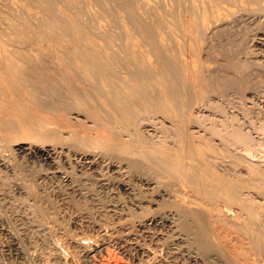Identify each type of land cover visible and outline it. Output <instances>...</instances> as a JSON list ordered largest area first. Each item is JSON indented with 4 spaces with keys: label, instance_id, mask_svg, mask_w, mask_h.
I'll use <instances>...</instances> for the list:
<instances>
[{
    "label": "bare ground",
    "instance_id": "obj_1",
    "mask_svg": "<svg viewBox=\"0 0 264 264\" xmlns=\"http://www.w3.org/2000/svg\"><path fill=\"white\" fill-rule=\"evenodd\" d=\"M91 1L31 0L34 7L26 0H0V167L14 168L16 156L13 151L10 153L14 164L7 155L9 153L3 150L15 144L24 151L30 149L43 156L50 169L46 167L47 170L42 172L36 165L37 173L40 172L36 176L40 181L35 182L42 183L39 187L33 181L36 172L31 170L34 179L23 175L25 169L21 170L17 165L20 162L16 163L19 170L11 171L13 176L14 172L21 171L26 180L32 179L28 180L32 188L22 185L20 182L24 180H19V189L38 187L34 193L29 189L28 194L27 189L25 192L30 197L34 194L32 197L37 199H32L34 208L36 202L39 203L38 209L35 208L39 213H33L41 214L40 217H55L51 220L50 217L49 222L53 219L58 222L61 212H67L61 208L64 204L76 216L86 211L89 215L93 213L94 221L119 220L116 226L113 225L120 233L125 230L131 234L137 230L151 239L157 237V244L169 250L180 248V252L186 247L195 263L264 264V167L249 158H252L249 150L254 145L251 146L252 134L244 132L240 123L237 126L236 120L229 127L225 123L222 126L221 120L222 125L216 124L214 119L215 123L208 124L210 135L216 134L221 144L212 138H201L204 133L198 132L199 135L196 131L199 138L190 130L191 126H203L201 121L206 119L204 116L202 119L201 111L209 114L214 102L212 97L216 98L219 91L239 87L237 90H249L253 94L257 90L254 80L262 81L264 77V57L260 58L252 49V43L259 42L264 46V0H94L102 6L100 10L97 4L92 6L95 4ZM259 76L262 77L257 81ZM216 102L220 107L226 105ZM214 114L217 118L218 113ZM165 122L171 126V133H175H169L173 139H169L168 134L155 139L153 133L157 129L160 132L159 126ZM168 126L161 127L166 130ZM204 128L201 127V131ZM238 146L242 150H238ZM72 155L83 167L80 173L71 164ZM106 161L118 174L115 181H112L113 176L111 179L99 170ZM65 164L73 168L66 169ZM21 174L15 178L19 179ZM59 175L64 177V185L57 177ZM5 177L0 178V190L7 192L11 177L7 180ZM53 177L59 181L54 189L55 196L61 197L58 199L63 203L61 210L56 208L58 200L53 208L41 205L45 202L42 185L50 182L52 185V181L57 180ZM114 184L120 185L127 196H121L116 190L119 195L116 197L113 189L110 191ZM48 194L45 204L55 203ZM8 195L3 199L8 200ZM258 196L262 202L257 200ZM68 214L64 217H69ZM32 218L34 220V216ZM65 221L63 227L68 223ZM35 222L36 219L32 221L34 225ZM57 222L52 224L56 226ZM53 230L57 231L56 228ZM43 231L46 230L43 228ZM43 231L34 236L48 237ZM55 232V237L61 240L59 236L63 234L57 236L58 231ZM75 234L67 235L76 240L79 235ZM107 234L112 236V233ZM55 237L48 241H56ZM37 241L34 243L38 244ZM69 242H65L67 247ZM85 244L84 250L88 248ZM50 249L48 253L55 248ZM84 254H76L77 264L86 263H83L86 260Z\"/></svg>",
    "mask_w": 264,
    "mask_h": 264
},
{
    "label": "rangeland",
    "instance_id": "obj_2",
    "mask_svg": "<svg viewBox=\"0 0 264 264\" xmlns=\"http://www.w3.org/2000/svg\"><path fill=\"white\" fill-rule=\"evenodd\" d=\"M96 1V0H95ZM94 0H92L91 2H92V4L95 2ZM26 2H30L29 4L30 5H32V6H34V4L33 3H31V0H26ZM98 4H99V2H97ZM97 3H94L95 5H92V6H94V7H96V4ZM97 4V7H98V9L99 8H101L100 7V5H98ZM35 7V6H34ZM93 8V7H92ZM94 9H96V8H94ZM100 10V9H99ZM264 23L262 22V25H263ZM261 25V26H262ZM264 26V25H263ZM252 31H253V29H252ZM251 31V32H252ZM253 33V32H252ZM255 43V44H254ZM254 43H252V49L256 52V53H258L257 55L260 57V58H263L264 57V46L262 45L261 46V44L259 43V42H254ZM254 45V46H253ZM260 45V46H259ZM256 47V48H255ZM263 52V53H262ZM264 59V58H263ZM260 77V76H259ZM262 77V76H261ZM261 77L260 78H257V81L259 80V79H261ZM263 78L264 77H262V81L260 82V81H258V82H256V80H254L255 82L254 83H257V86L256 85H254V87H256V89L257 90H254L255 92H253V94L249 91V90H247V92H244V91H241V89L240 90H237V89H239V87L238 88H235V89H233L232 88V90H231V88H230V91H229V89H225L226 91H224V90H222V91H219L220 92V94H216L217 96H215L216 98H213L212 97V99H213V101H212V99H211V101L213 102H211L213 105H212V107H211V110L213 111H211L210 110V112H209V114L208 115H205V114H207V111L206 112H202L201 111V113H203L202 114V119H206V120H202L201 121V125H203L204 127H206V128H204V130H202L201 131V127H202V129H203V126H191V127H193V128H191L190 127V130H192V132H196L197 134H199L198 132H201L202 134L204 133V135H203V137H202V135L200 136L201 138H212L213 139V141H217L216 143H219V144H221L222 142H220V138L219 137H217L216 136V134H212V135H210L211 134V132L209 131V127L207 128V126H208V124H212V123H215L216 122V124H218V125H222V123H223V125L222 126H224V123L226 124V126H228L229 127V125H231V123L232 122H235L234 120H236V125L237 124H239V126L243 129V131L244 132H246L247 134H252V142H251V146H252V144H254L252 147H251V150H249V151H251V152H249L251 155H252V158H251V156H249V158L253 161V162H255V163H258V164H260V165H262L263 167H264V112H262L263 110H264V80H263ZM256 79V78H255ZM260 82V84H259V86H258V83ZM262 87V88H261ZM260 88V89H259ZM255 89V88H254ZM259 89V90H258ZM263 89V90H262ZM235 90H237V92H235ZM224 91V92H223ZM233 91V92H232ZM238 91H240V92H238ZM263 91V92H262ZM222 92V93H221ZM229 93V94H226V93ZM232 92V93H231ZM262 92V93H261ZM217 93V92H216ZM225 93V94H224ZM232 95H231V94ZM236 95H235V94ZM221 94H223V95H221ZM249 94V95H248ZM215 95V94H214ZM218 95H220V96H218ZM228 96V98H226V97H223V98H221L222 96ZM230 95V96H229ZM252 95V96H251ZM243 96V97H242ZM230 97H232V98H230ZM237 97V98H236ZM244 97H246V98H244ZM251 100H253V102H251L248 98ZM260 97H261V99H260ZM217 98H218V100L220 101V102H222V103H225L226 105H227V107H226V105H223V104H221L218 100H217ZM226 98V99H225ZM243 98V99H242ZM224 99V101H222ZM229 101H228V100ZM237 99V100H236ZM240 99V100H239ZM244 99H245V101H244ZM258 99V100H257ZM215 100L217 101V102H219V104H221V107H223V109L222 110H219L218 109V107L221 109V107L218 105V104H215ZM257 101V102H255V101ZM231 101H232V103H231ZM263 101V102H262ZM216 102V103H217ZM246 102L248 103V104H246ZM238 103H240V104H238ZM259 103H260V105H259ZM250 104H251V106H250ZM256 104V105H255ZM214 105H216V106H214ZM217 105H218V107H217ZM238 105V106H237ZM262 105V106H261ZM225 106V107H224ZM243 106H244V109L246 110V108H247V110L246 111H244V109H243ZM238 107V108H237ZM254 107V108H253ZM232 108V109H231ZM263 108V109H262ZM214 109H216L215 111H214ZM242 109V110H241ZM258 109V110H257ZM219 110V112H217ZM227 110V111H226ZM239 110V111H238ZM253 110V111H252ZM220 111H223V112H221L220 113ZM226 113H225V112ZM230 111V112H229ZM234 113H232V112ZM251 111V112H250ZM200 113V112H199ZM200 113V114H201ZM205 113V114H204ZM214 113H218L217 114V118H214L215 117V115L216 114H214V117H213V114ZM231 113V114H230ZM243 113V114H242ZM250 113V114H249ZM257 113H259V114H257ZM221 115V117H226L227 119H224V118H221L220 117V115ZM225 114V115H224ZM235 114H239L238 116L237 115H235ZM211 115V116H210ZM230 115H235V116H230ZM257 115V116H256ZM203 116H204V118H203ZM237 116V117H236ZM249 116V117H248ZM208 119H207V118ZM210 117H212V118H210ZM218 117H219V119H218ZM228 117H230V119L228 118ZM234 117V119H232ZM243 117H245V118H243ZM248 117V118H247ZM254 117V118H253ZM261 117V118H260ZM221 118V119H220ZM240 118V119H239ZM250 118V119H249ZM252 118V119H251ZM256 118V119H255ZM259 118V119H258ZM209 119H210V121H209ZM213 119H214V121H213ZM218 119V120H217ZM245 119V120H244ZM253 119L254 120H256V121H253ZM208 120V121H207ZM220 120H221V122H220ZM224 120V121H223ZM227 120H229V121H227ZM238 120H240V121H238ZM243 120V121H242ZM205 121L207 122V123H205ZM212 121V122H211ZM219 123H218V122ZM228 122V123H226V122ZM241 121L243 122V127H242V123H241ZM251 121V122H250ZM203 122V123H202ZM246 124H245V123ZM165 123H167V125H165ZM165 123H163V124H161V126H164V128H165V126H168L169 124H168V122H165ZM235 123H233V125H235ZM248 123V124H247ZM250 123V124H249ZM259 123H260V125H259ZM205 124H207V125H205ZM228 124V125H227ZM245 124V125H244ZM209 125V126H210ZM252 125V126H251ZM161 126H159L160 128V132H158V129H157V133L159 134L160 133V135L158 136L157 134H156V132H154L153 133V137H154V134H155V139L157 138V139H160L161 137H163V135H164V137L166 136H168V135H174L175 133H174V131H173V133H171L172 132V128H170L171 126L169 125L168 127L169 128H167L166 130H168V133H164V132H167L166 130H164V128L163 127H161ZM238 126V125H237ZM249 126V127H248ZM257 126H259V127H257ZM158 127V126H157ZM233 126H230V128H232ZM251 127V128H250ZM252 127H253V130H252ZM257 127V128H256ZM263 127V128H262ZM260 128V129H259ZM208 129V131H206V130ZM256 129V131H254ZM162 130H164V131H162ZM171 130V131H170ZM193 130H195V131H193ZM199 130V131H198ZM259 130V131H258ZM261 130H263V131H261ZM161 131L163 132V133H161ZM206 131V132H205ZM250 133H249V132ZM208 132H210V133H208ZM170 133V134H169ZM195 133V134H196ZM200 133V134H201ZM256 133V134H255ZM259 133H260V136H259ZM165 134H168V135H165ZM196 134V135H197ZM199 134V135H200ZM205 134H206V136H205ZM157 135V136H156ZM162 135V136H161ZM171 135L168 137L169 139H173L172 137H174V136H172L171 137ZM161 136V137H160ZM208 136V137H207ZM209 136H211V137H209ZM216 136V137H215ZM251 136V135H250ZM254 136V137H253ZM256 136V137H255ZM258 136V137H257ZM263 136V137H262ZM158 137H160V138H158ZM197 137H199L198 135H197ZM199 137V138H200ZM214 137L216 138V139H214ZM256 138V139H255ZM259 138V139H258ZM255 139V140H254ZM261 140V142H259L258 143V141H260ZM256 141V142H255ZM256 143V144H255ZM257 145V146H256ZM262 145V146H261ZM254 146H256L255 147V149H254ZM258 147H260V149L258 148ZM5 149H6V147H4ZM10 148H12V149H10ZM9 149H8V147H7V149L6 150H8V151H6L5 149L3 150V151H5V153L7 154V152L9 153V154H7V155H9L10 156V161L12 162V159H13V156H16L15 158H17V159H15L14 158V160L13 161H15L14 163L12 162V164H14L15 166H14V168H13V166L12 167H8L7 169H5V168H2V167H0V175H2L3 174V176H1V177H5V175L7 174V175H9V177L8 178H10L11 177V179L9 180L7 177H5V179L7 180L8 179V183H7V185H8V187H10L11 188V190H9L10 188H8V189H6L7 190V192L6 191H2V190H0V194H2V195H0V264H77V261H76V257L75 256H77V255H79V254H82V253H85L84 255L85 256H83V258L84 259H86V260H84L83 261V263H85V264H197L198 262H196L195 263V261L196 260H194L193 259V256H192V254L188 251V250H186V247H182L181 249L183 250H181L180 252H179V249H171V250H169V248H166L165 246H162V244H157L158 242H159V240H157V237H155V238H153V239H151L150 237H147L146 235H145V233H142L141 231H137V230H134V231H132V232H130L131 234H129V233H127L125 230L123 231V232H118L116 229H114L115 227H114V223H115V226H116V224H117V222L119 221H117L116 222V220H115V222H114V220L112 219V218H109V220L111 219V220H113V221H110V222H108L107 220H105L104 219V221L106 222L107 221V223H102L101 221L99 222L98 220H95L94 221V219H96V217H94L93 216V213L92 212H90V214L92 213V215H89L86 211H81V212H83V214L81 215V214H77V216L75 215V213H72L70 210V208H67L66 206L64 207V204L60 201V200H58V199H61V197H59L58 195H56L55 196V189L54 188H56L57 187V185L58 184H56V183H58L59 181H58V178L60 177V175L59 176H57V177H53V179H55V178H57V180L55 179L54 181H52V185L50 184V183H47V184H44V185H46L45 187H43L44 185H42V189H41V187L39 188V189H41V191H43L42 193L45 195L44 196V201L46 202V196H47V194L48 195H50L51 197H53V202H55V201H57L58 200V202L60 203H58V204H56V202L55 203H52L51 201H49V202H47L46 204H45V202L43 203V204H41L42 202H43V200H39L38 202H40V204L42 205V206H44L45 208H47V207H51V208H53V206L55 207L56 205H57V207L56 208H58L59 207V209L61 210V208H62V210L63 211H65V210H67V212H64V213H62L61 212V216H59V217H61V219L59 218V220H58V218H56V220H58V222L57 221H55L54 219L52 220V221H50L51 222V225L49 224L50 222H49V218L51 217V216H49V218L48 217H46V215L44 216L43 215V217H40L41 216V214H39L38 215V213H39V211L37 210L38 208H37V206L39 205V203H37L36 202V206H35V208H37V209H35L33 206H34V204L33 203H35L34 201L36 200L37 201V199H34L33 197H32V195L34 196V194H32L31 193V197L30 196H28V195H26V192L28 191V189L29 188H26V189H24V188H20L19 189V187H20V185L22 184V183H24V185L26 184V185H30V183H29V181L28 180H32V179H34L35 177V180H33L34 182L35 181H37V179H38V183H39V181H40V178L38 177L40 174V172H38L37 173V170H39V168H41L40 170L43 172V171H46L47 169L49 170L50 168V166H48V164L47 163H45V161H44V159H43V156L42 155H40L38 152H36V151H31L30 149H25V151L22 149V148H19V146L18 145H13V147H10ZM238 150H242V148L241 147H239L238 146ZM257 148V149H256ZM18 149V150H17ZM236 149H237V147H236ZM254 149V150H253ZM14 150H16V151H14ZM13 151V152H12ZM253 151V152H252ZM10 152H12V153H14V155L13 154H11ZM36 152V153H35ZM261 152V153H260ZM19 153V154H18ZM21 153V154H20ZM253 153H254V155H253ZM17 154V155H16ZM25 154V156H22V155H24ZM249 154V155H250ZM256 154V155H255ZM11 155H13V156H11ZM27 155H29V156H27ZM8 156V157H9ZM22 156V157H21ZM39 156V157H38ZM253 156H255L256 158H254ZM32 157V158H31ZM75 156H73L72 155V161H71V164L75 167V171L76 172H78V173H80L81 171H79L81 168H83V167H81L82 165H81V163L80 162H78V159L76 158H74ZM30 158V159H29ZM21 159V160H20ZM35 159V160H34ZM39 159V160H38ZM17 160V161H16ZM18 160H20V161H18ZM255 160V161H254ZM23 161H25V162H22ZM29 161V162H28ZM42 161H43V163H42ZM257 161V162H256ZM17 162H20L21 164H23V165H21V166H19L20 165V163H17ZM40 164H39V163ZM16 163H17V165H18V167L22 170V169H25V171L24 170H22L23 171V175H26L27 177H29V178H32V179H28V180H26L27 179V177L26 176H23L21 173V171H17V174L19 175V174H21L22 175V178H20L21 177V175H20V177H19V179H18V181H17V179L15 178V177H17V176H15V175H17L15 172H16V170H19L18 169V167H16L17 165H16ZM34 163V164H33ZM74 163V164H73ZM80 163V164H79ZM263 163V164H262ZM26 165V167H25V165ZM79 164V165H78ZM38 166V168H37V166ZM70 165V164H69ZM68 164H65V166H66V169H67V167L68 168H73V166L71 165V167L69 166ZM81 165V166H80ZM22 166H23V168H22ZM32 166V167H31ZM34 166V167H33ZM44 166V167H43ZM79 166H80V168H79ZM102 166V167H101ZM30 167H31V169H30ZM46 167H47V169H46ZM100 167L102 168H99V170H101L100 172H102V173H105L106 175H108L109 177H111V179H112V181H115L117 178H118V174L117 173H115V170H114V166L113 165H111V163H107V161L106 162H102V165H100ZM13 168V169H12ZM34 170H33V169ZM35 168H37V170L35 169ZM42 168H45V169H42ZM2 169V170H1ZM28 169V171H26ZM104 169V170H103ZM11 170H15V172H14V176H13V171H11ZM33 171V173L34 172H36V173H34L35 174V177L33 176V173H32V175H31V172ZM1 171H2V173H1ZM6 171V172H5ZM9 171H11L10 173L12 174V176L14 177V179H16V181H14V179H13V177L10 175V173H9ZM113 171V172H112ZM18 172H20V173H18ZM29 172H30V174H29ZM4 173H6V174H4ZM9 173V174H8ZM28 173V174H27ZM109 173V174H108ZM114 174V175H113ZM117 174V175H116ZM29 175V176H28ZM36 175H38V176H36ZM113 176V177H112ZM0 177V178H1ZM23 177H25L24 179H23ZM34 177V178H33ZM115 177H116V179H115ZM13 180V181H12ZM22 180H24V181H27L29 184H27L26 182H20V181ZM59 180H61V182H62V184H63V182H64V177L62 178V177H60L59 178ZM33 181H30V182H33ZM58 181V182H57ZM14 182V183H13ZM15 182H16V184H15ZM21 183V184H19L18 185V183ZM10 183H12L13 185H12V187H11V184ZM35 183H37V182H35ZM34 183V184H35ZM37 183V184H38ZM54 183H55V185H54ZM14 184H15V186H14ZM33 184V186H35ZM42 184V183H41ZM41 184L39 185H37L38 187L39 186H41ZM49 184V185H48ZM23 185V184H22ZM53 187V189L51 188V186ZM64 185V184H63ZM111 185H113V184H111ZM110 185V186H111ZM31 188H32V183H31ZM50 186V187H49ZM120 185H116V184H114V186H111V187H113V188H111V192H112V189H113V193H114V195L116 196L117 195V191H118V194H120L121 196H127V195H125V190L123 189V188H121V186L119 187ZM16 187H18V188H16ZM38 187H36V189L35 190H38L37 188ZM117 187V188H116ZM15 188V189H14ZM29 189L30 191L29 192H33L34 193V189ZM44 188V189H43ZM49 188H51V189H49ZM63 188H65V186L63 187ZM120 190H119V189ZM16 189H18V191L19 192H17V190ZM9 190V191H8ZM14 192H13V191ZM25 190H26V192H25ZM32 190V191H31ZM47 190V191H46ZM53 190V192H51V191ZM117 190V191H116ZM45 191V192H44ZM48 191H50V192H48ZM124 191V192H123ZM25 192V193H24ZM46 192H48V193H46ZM13 193H15V194H13ZM23 193V194H22ZM46 193V194H45ZM51 193H54V194H52L51 195ZM5 194V195H4ZM9 194V195H8ZM20 194V195H19ZM25 194V195H24ZM27 194H28V192H27ZM123 194V195H122ZM127 194V193H126ZM7 195L9 196L7 199L8 200H5L6 199V197H7ZM13 195V196H12ZM15 195V196H14ZM29 195H30V193H29ZM23 196L25 197V198H23ZM117 196H119V195H117ZM116 196V197H117ZM27 197V198H26ZM35 197V196H34ZM46 197V198H45ZM59 197V198H58ZM3 198H5V199H3ZM13 198V199H12ZM15 198V199H14ZM18 198V199H17ZM28 198H30V199H28ZM57 198V199H56ZM257 198V200H259V202L261 201V200H263L262 198H260L259 196L258 197H256ZM32 199H34V201L32 200ZM56 199V200H55ZM261 199V200H260ZM29 200V201H28ZM31 201H32V203H31ZM47 201H48V199H47ZM262 202V201H261ZM38 204V205H37ZM45 204V205H44ZM54 204H56V205H54ZM62 204H63V207H61L62 206ZM52 205V206H51ZM61 207V208H60ZM65 209V210H64ZM69 209V210H68ZM33 210V211H32ZM34 211H38V213H33ZM92 211V210H91ZM70 212V213H69ZM80 212V213H81ZM17 213V214H16ZM24 213V214H23ZM70 215H69V214ZM84 213H86V214H84ZM23 214V215H22ZM29 216H28V215ZM34 214V215H33ZM36 214V215H35ZM62 214H63V216H62ZM65 214V215H64ZM67 214H68V216L69 217H71V214H73L72 215V217L71 218H69V217H64V216H67ZM18 215V216H17ZM25 215H27V216H25ZM34 216V220H33V216ZM39 216V217H37V218H41V222L39 221V219H37V218H35L36 216ZM79 215H81V216H79ZM84 215V216H83ZM87 215L88 216H92V218H93V220H90V219H92V218H90V217H87ZM23 216V217H22ZM48 216V215H47ZM78 217L77 219H76V217ZM83 216V217H82ZM9 217V218H8ZM44 217H46L47 219H48V221H47V219L45 218L44 219ZM66 219V221L64 220V218ZM90 218V219H88L87 221L89 222H87L86 221V219L87 218ZM16 218V219H15ZM25 220H24V219ZM27 218H29L28 220H29V222H30V220H32L33 222L35 221V219H36V222H37V224H36V222H35V225H34V223H32V221L30 222L32 225H28V220H27ZM42 218H43V221H42ZM52 218H55V217H51L50 218V220L52 219ZM63 218V219H62ZM20 219L22 220V221H20ZM76 219V220H75ZM97 219H99V218H97ZM14 220V223L12 222ZM38 220V221H37ZM45 220L48 222V225H46L47 224V222H45ZM68 220V221H67ZM80 220V221H79ZM85 220V221H84ZM100 220H102L103 221V219H100ZM24 221H27L26 223L24 222ZM54 221V223L53 224H56V222L59 224V223H61L60 225V227L61 228H59V229H61V231H63V232H60V230L58 229V227H59V225L57 224L56 226L55 225H53L52 224V222ZM68 222V223H66V228H67V224H69L70 222L71 223H79V225H77L76 224V226H75V224H69L70 226H68L69 228H72L71 230H73V232L69 229V228H67V230H66V228L65 227H63L64 225H65V223H64V225L62 224L63 222ZM70 221V222H69ZM75 221V222H74ZM101 223V225H103V226H100V225H98L99 223ZM21 224H20V223ZM24 222V223H23ZM42 224V226L40 227V224ZM86 223L87 224V226H86V224H84V223ZM90 222H92V223H90ZM95 222H97L98 224H96ZM29 223V224H30ZM112 223V224H111ZM14 224V225H13ZM20 224V225H19ZM22 224H26L25 226L23 225V226H21ZM84 224V225H83ZM88 224H90V225H88ZM95 224V226L97 225V227H95V226H93V225ZM35 227H37V226H39V228L37 227V228H35ZM43 225H46V226H48V227H46V226H44L43 227ZM53 225V226H52ZM63 225V226H62ZM72 225V226H71ZM80 225H82V226H80ZM91 225H92V227L93 228H91ZM15 226H16V228H15ZM31 226H33L36 230H40L39 232L40 233H35V231L36 230H34V228H32ZM51 226V227H50ZM55 226V228L57 229V233L53 230V229H55V228H52V227H54ZM58 226V227H57ZM79 226V227H78ZM88 226H90V227H88ZM26 227V228H25ZM28 227L30 228V230L31 229H33L32 231L35 233H33V232H30V230L28 229ZM46 227V228H45ZM73 227H74V229H73ZM78 227V228H77ZM83 228V229H81V228ZM95 227V228H94ZM99 227H101V228H103V229H100ZM41 228H42V230H41ZM43 228H44V230H46L47 232H48V230H53V231H49L48 232V234H47V232L46 231H43ZM47 228H49L48 230H47ZM63 228H65V230H62ZM76 228V229H75ZM80 228V229H79ZM86 228V229H85ZM97 228V229H96ZM98 228H99V230H98ZM16 229V230H15ZM17 229H20V230H17ZM29 231H28V230ZM89 229V230H88ZM93 229V230H92ZM96 231H95V230ZM24 230H26V232L24 231ZM75 230H76V232H75ZM97 230H98V232H97ZM103 230V231H102ZM107 230V231H106ZM109 230V231H108ZM115 230V232L117 233H115V232H113ZM18 231H21V234H20V232L19 233H17ZM41 231H43V232H45L46 234L45 235H47L48 237H46V236H44L43 235V238L45 239H47L46 241L44 240V239H42V236H40L39 237V235H41L42 234V232ZM67 231L68 232H70V233H67ZM79 231V232H78ZM111 231V232H110ZM166 231V230H165ZM15 232V233H14ZM53 232H55L56 234H57V236H59V235H61V233L63 234V235H61V236H59V238H61V240L59 239H57L55 236L56 235H54V233ZM109 232V234H111L112 233V236H110V235H108L107 233ZM136 232H138V233H136ZM25 233L27 234L26 236L28 237V238H25L26 236H25ZM28 233H31V234H29V235H32L31 236V238L33 239L37 234H39L37 237H39V238H37V237H35V241H34V239H33V242L32 243H29V244H27V242H29V239H30V242L32 241L31 240V238H30V236H28ZM53 233V234H52ZM58 233H60V234H58ZM77 234L78 233V235H79V238H77L78 237V235H77V237H75V238H77L76 240L73 238V241H72V238L70 237V235H72V234ZM106 233V234H105ZM115 233V234H114ZM20 236H19V235ZM22 234H23V236H25V237H23L22 236ZM51 234V235H50ZM65 234H66V236H65ZM67 234H70V235H67ZM76 234H75V236H76ZM113 234L115 235L114 237H113ZM128 234V235H127ZM35 235V236H34ZM105 235V236H104ZM119 235V238L117 237ZM132 235V236H131ZM22 236V240L21 239H19L20 237ZM52 236V237H51ZM67 237V239L69 238V240H67L65 237ZM80 236H81V238H80ZM82 236H84V237H82ZM95 236V237H94ZM99 236V237H98ZM102 236V237H101ZM108 236H110V237H108ZM141 236V237H140ZM144 236V237H143ZM54 237H55V239H57L55 242L54 241H52V242H49L50 240H53L54 239ZM64 237V239H62ZM104 237V238H103ZM108 237V238H107ZM113 237V238H112ZM125 237V238H124ZM139 237V238H138ZM146 237V238H145ZM25 238V239H24ZM51 238V239H50ZM53 238V239H52ZM71 238V239H70ZM87 238V239H86ZM95 238V239H94ZM99 238V239H98ZM107 238V239H106ZM139 240H138V239ZM14 239V240H13ZM28 239V240H27ZM50 239V240H49ZM81 239V240H80ZM86 239V241H82V240H85ZM129 239V240H128ZM149 239V240H148ZM38 240V241H37ZM49 240V241H48ZM64 240V241H63ZM80 240V241H79ZM95 240V241H94ZM104 240V241H103ZM126 240V241H125ZM128 240V241H127ZM133 240V241H132ZM142 240V241H141ZM15 241V242H14ZM38 242V244H35L34 242ZM40 241V242H39ZM46 243H45V242ZM47 241L49 242L48 244H50L49 246V248H48V244H47ZM59 242V244H58V242ZM62 241V242H61ZM70 241V242H69ZM88 241V242H87ZM98 241V242H97ZM107 241V242H106ZM118 241V242H117ZM136 241V242H135ZM145 241V243H143ZM148 243H147V242ZM156 241V242H155ZM158 241V242H157ZM43 242H44V244H43ZM67 242H69L68 243V247L66 246V243ZM73 242V243H72ZM77 242V243H76ZM80 242V243H79ZM81 242L83 243V244H81ZM97 242V243H96ZM123 242V243H122ZM128 242V243H127ZM140 242H142V243H140ZM26 243V244H25ZM34 243V244H33ZM40 243V244H39ZM55 243H57V245L55 244ZM71 243V244H70ZM86 243V244H85ZM113 243V244H112ZM153 243V244H152ZM42 244V245H41ZM52 244V245H51ZM72 244H73V246H72ZM75 244H77L78 246H80V247H77V245L75 246ZM79 244H81V245H79ZM85 244V246L87 247L88 246V248H85V250H84V247H83V245ZM92 244V245H91ZM120 244V245H119ZM128 244V245H127ZM130 244H131V246H130ZM30 245V247L31 248H29L28 246ZM32 245H34V247H32ZM38 245V246H37ZM39 245H41V246H39ZM44 245V246H43ZM46 245V246H45ZM55 245V246H54ZM71 245V249L69 248V246ZM123 245V246H122ZM126 245V246H125ZM36 246H37V248H38V250H37V248H36ZM53 246V247H52ZM66 246V247H65ZM115 246V247H114ZM119 246V247H118ZM152 246V247H151ZM162 246V247H161ZM43 248V250H41L42 248ZM44 247H46V249H44ZM75 247V248H74ZM77 247V248H76ZM107 247H108V249H107ZM110 247V248H109ZM118 247V248H117ZM165 247V248H164ZM30 250H29V249ZM34 248H35V250H34ZM41 248V249H40ZM50 248H55V249H53L54 251H51L50 252ZM70 249V251L71 252H69V249ZM74 248V249H73ZM82 251H80L79 249ZM82 248V249H81ZM151 248V249H150ZM48 249H50L49 250V253L47 252L48 251ZM59 249V250H58ZM62 249H64V251L62 250ZM79 250V251H74V250ZM22 250V251H21ZM47 252V253H45V251ZM55 250H57V251H55ZM86 250H88V251H86ZM174 250H176V251H174ZM129 251V252H128ZM144 251V254L142 253ZM169 251V252H168ZM42 252V253H41ZM56 252V253H55ZM66 252V253H65ZM72 252H73V255H72ZM75 252H79V254L78 253H76L75 254ZM131 252V253H130ZM171 252V253H170ZM173 252V253H172ZM177 252V253H176ZM41 255H40V254ZM53 253V254H52ZM54 253H55V255H54ZM58 253V254H57ZM65 253V254H64ZM69 253H71V254H69ZM174 253H176V254H174ZM180 253H182V254H180ZM23 254V255H22ZM31 254H32V256H31ZM47 254V255H46ZM49 254V255H48ZM51 254V255H50ZM74 254H75V256H74ZM136 254H138V255H136ZM187 254H188V256H187ZM54 255V256H53ZM57 255V256H56ZM71 255V256H70ZM184 255V256H183ZM38 258H37V257ZM42 256V257H41ZM49 256V257H48ZM56 256V257H55ZM87 256V257H86ZM95 256V257H94ZM140 256V257H139ZM57 257H59V258H57ZM176 257V258H175ZM186 257H188V258H186ZM41 258V259H40ZM46 258V259H45ZM55 260H54V259ZM72 260H71V259ZM192 258V259H191ZM50 259V260H49ZM59 259V260H58ZM142 259V260H141ZM180 259V260H179ZM189 259V260H188ZM41 260H43V261H41ZM69 260V261H68ZM192 260V261H191ZM40 261V262H39ZM49 261V262H48ZM56 261V262H55ZM74 261V262H73ZM184 261L186 262V263H184ZM36 262V263H35ZM48 262V263H47ZM51 262H53V263H51ZM129 262V263H128ZM198 264H200V263H198Z\"/></svg>",
    "mask_w": 264,
    "mask_h": 264
}]
</instances>
